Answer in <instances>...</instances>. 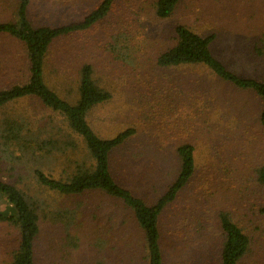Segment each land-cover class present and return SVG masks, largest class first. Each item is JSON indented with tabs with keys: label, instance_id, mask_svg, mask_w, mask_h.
Wrapping results in <instances>:
<instances>
[{
	"label": "rangeland",
	"instance_id": "rangeland-1",
	"mask_svg": "<svg viewBox=\"0 0 264 264\" xmlns=\"http://www.w3.org/2000/svg\"><path fill=\"white\" fill-rule=\"evenodd\" d=\"M101 1L32 0L29 18L34 25L59 26L84 19ZM18 2L0 0V22L15 18ZM156 2L115 0L90 29L54 42L45 80L75 103L80 70L92 66L93 78L112 98L89 113L88 123L102 138L135 131L112 153L111 166L117 181L147 203L176 178L177 148L194 146V176L160 217L164 264H220L221 211L250 240L238 264H264V186L256 178L264 165L260 97L201 65L157 63L176 44V27L184 25L213 35L211 51L228 69L264 81V55L256 51L264 48V0H181L167 18L157 16ZM29 66L26 47L0 37V90L27 81ZM9 119L26 124L35 146L23 154L0 147V179L15 184L38 211L36 263L148 264L143 230L120 200L98 192L65 196L38 186L36 169L62 179L76 165L93 162L63 116L27 97L0 109V127ZM18 242L17 228L0 223V264H10Z\"/></svg>",
	"mask_w": 264,
	"mask_h": 264
},
{
	"label": "trees",
	"instance_id": "trees-1",
	"mask_svg": "<svg viewBox=\"0 0 264 264\" xmlns=\"http://www.w3.org/2000/svg\"><path fill=\"white\" fill-rule=\"evenodd\" d=\"M32 0H19L15 18L0 22V37L21 42L29 59L27 81L0 90V109L22 98H37L45 107L58 112L66 120L69 130L82 139L85 149L93 162L90 165L78 164L75 171L66 178L56 179L40 169L34 171L38 186L65 196H78L86 193H103L107 197L120 200L129 208L143 230L148 264H164L159 229L160 217L173 204L183 189L190 183L195 173V148L185 143L177 148L180 168L174 181L153 205L121 185L112 172L111 155L127 142L135 133L131 128L117 133L111 138L100 137L89 125L87 117L98 105L112 98L110 92L100 87L93 78V68L84 64L80 70L79 97L71 103L53 90L45 80V64L50 47L60 38L71 36L90 29L104 19L113 9L115 0H102L101 3L80 21L59 26L34 25L29 18ZM181 0H157L156 14L160 18L171 16ZM176 44L161 53L157 63L163 67L181 65H201L215 76L235 88L256 93L262 102L260 123L264 128V81L240 76L226 67L211 51L214 36H202L190 28L179 25L175 30ZM256 51L264 55V48ZM26 124L16 119L6 120L0 127V147L6 152L24 153L33 150L28 138ZM71 142V141H70ZM51 145L52 142H43ZM75 145V142H71ZM40 146L41 149H45ZM257 181L264 186V165L256 171ZM0 223L17 228L19 242L13 252L10 264H37L35 257L36 240L40 234V217L32 199L15 184L0 179ZM224 240L220 252V264H238L249 247V237L231 218L221 211L218 214Z\"/></svg>",
	"mask_w": 264,
	"mask_h": 264
},
{
	"label": "crops",
	"instance_id": "crops-1",
	"mask_svg": "<svg viewBox=\"0 0 264 264\" xmlns=\"http://www.w3.org/2000/svg\"><path fill=\"white\" fill-rule=\"evenodd\" d=\"M153 204H154V203H153ZM153 204H150V203H149L148 205H153ZM133 215H134V214H133ZM136 221H137V220H136Z\"/></svg>",
	"mask_w": 264,
	"mask_h": 264
}]
</instances>
